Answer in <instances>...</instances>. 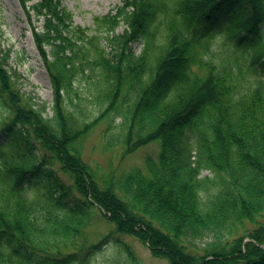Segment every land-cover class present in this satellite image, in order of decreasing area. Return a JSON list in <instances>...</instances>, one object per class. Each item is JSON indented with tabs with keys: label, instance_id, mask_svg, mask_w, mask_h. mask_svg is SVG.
I'll return each mask as SVG.
<instances>
[{
	"label": "trees",
	"instance_id": "trees-1",
	"mask_svg": "<svg viewBox=\"0 0 264 264\" xmlns=\"http://www.w3.org/2000/svg\"><path fill=\"white\" fill-rule=\"evenodd\" d=\"M198 1L123 0L91 29L62 0H20L27 19H41L34 42L52 101L49 113L31 102L0 54V264H90L111 233L166 264H264V0L221 21L219 4L242 0H205L202 15ZM213 45L227 54L215 58ZM173 54L180 63L167 66ZM114 113L122 157L157 142L143 169L115 173L82 157ZM174 113L184 119L172 123ZM94 210L110 226L97 243L87 236Z\"/></svg>",
	"mask_w": 264,
	"mask_h": 264
},
{
	"label": "rangeland",
	"instance_id": "rangeland-1",
	"mask_svg": "<svg viewBox=\"0 0 264 264\" xmlns=\"http://www.w3.org/2000/svg\"><path fill=\"white\" fill-rule=\"evenodd\" d=\"M122 1L62 0V3L72 12L73 20L76 24L92 29L94 27V17L105 15L110 10L113 11ZM204 1H198L199 7H202L201 15L208 12L206 5L204 7ZM261 1L253 0L252 4L261 8ZM236 4H230V11L227 12H224L222 4H219V6L221 5L219 8L221 10H219V13L217 12L216 16L220 18V21L229 19L233 15H236L234 20L248 17L249 9L245 2L242 0L241 3ZM262 9L264 10V7L261 8V11H263ZM123 27L124 25L121 22L115 31L121 32ZM261 28V32L264 35V24ZM34 31H41V19H37L33 13L31 19H27L25 9L22 7L20 0H0V54L4 55L5 59L2 66L11 73L19 90L35 104L45 102V110L49 113L52 101L51 85L44 63L34 42ZM141 42L139 39L133 42L132 49L135 54L139 53L142 49L143 43ZM107 49H110L109 46H107ZM212 51H214L215 58L227 54L225 50L218 48L216 45L212 46ZM175 57L176 55L173 54L166 59L165 63L167 66L178 64L180 60ZM259 59L263 61V57ZM240 83L244 85V83ZM81 88L85 89V87ZM171 91L172 89L166 90L162 88L160 94L168 96ZM82 101L81 107L86 112H89L93 108L94 102L90 101L89 98H84ZM173 115L174 120H171L172 123L184 119L182 118V114L179 117L175 113ZM111 118L113 121L112 130L104 131V123L100 122L88 133L89 135L85 139L82 148V157L85 161L92 165L101 166L105 170H113L116 173L127 172V170L134 167H141L143 169L146 165L145 158L149 155L153 158L157 157L159 149L157 142L140 146L135 151L122 157L121 152L124 146L119 142L117 134L113 132L115 131V125L120 122L121 116L114 113L111 114ZM175 130L178 134L180 133V129L177 127ZM201 173L202 176L204 174L213 175L208 170H204ZM109 228V224L104 219L98 217L96 210H94L91 222L87 228L89 242L97 243L102 240ZM125 246H128L129 250L134 254L136 259L133 260L137 261L138 264H166L165 259L162 260L152 256L148 247L143 242L137 241L131 236L117 235L115 233L109 234V237L105 241L93 249L94 251L92 250V253L88 256L90 264H131L132 259L125 250Z\"/></svg>",
	"mask_w": 264,
	"mask_h": 264
},
{
	"label": "bare ground",
	"instance_id": "bare-ground-1",
	"mask_svg": "<svg viewBox=\"0 0 264 264\" xmlns=\"http://www.w3.org/2000/svg\"><path fill=\"white\" fill-rule=\"evenodd\" d=\"M260 261H264V258H263V259H261Z\"/></svg>",
	"mask_w": 264,
	"mask_h": 264
}]
</instances>
